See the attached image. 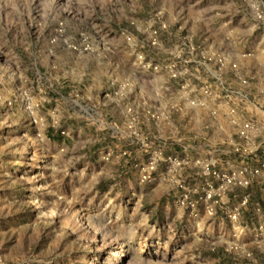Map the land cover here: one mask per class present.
Instances as JSON below:
<instances>
[{
  "label": "rangeland",
  "instance_id": "rangeland-1",
  "mask_svg": "<svg viewBox=\"0 0 264 264\" xmlns=\"http://www.w3.org/2000/svg\"><path fill=\"white\" fill-rule=\"evenodd\" d=\"M257 52L264 0H0L1 264H264L255 188L198 162L264 190Z\"/></svg>",
  "mask_w": 264,
  "mask_h": 264
},
{
  "label": "built area",
  "instance_id": "built-area-1",
  "mask_svg": "<svg viewBox=\"0 0 264 264\" xmlns=\"http://www.w3.org/2000/svg\"><path fill=\"white\" fill-rule=\"evenodd\" d=\"M189 103L192 106H199L202 103L200 101H198L197 99L191 97L189 98ZM253 127V123L252 121H244L240 127L238 128V133L239 135L244 138L247 139L249 137L250 134V129ZM235 149L237 151H239L240 149H242L239 145H237L235 147ZM168 161L171 163V170L173 172H178L179 170H183L184 168H186L191 161H193V158L190 155H182V154H172L168 157ZM198 162L201 165H205L206 169V173L216 177L218 179V184H219V190L220 191H224L228 188L229 185H231L232 183H235L238 181L239 184H242L244 186L249 185L250 180L247 178L246 173L248 171L247 166H243L239 169H234L231 172H223L221 170H219L217 167H215L214 165H212V167H208L209 163H204V161L198 160ZM154 168V161H152V166ZM255 170L258 172V169H254L253 171L255 172ZM146 177V176H145ZM212 196V189H210L209 191H206L205 196L201 195V199H207L210 198ZM181 202H183L184 204H187L189 206H194V201L191 198H180ZM180 200H178V202H180ZM212 210V209H211ZM238 216V210L235 211L234 213V218H237ZM2 263L1 261V257H0V264ZM29 263V262H28Z\"/></svg>",
  "mask_w": 264,
  "mask_h": 264
},
{
  "label": "trees",
  "instance_id": "trees-1",
  "mask_svg": "<svg viewBox=\"0 0 264 264\" xmlns=\"http://www.w3.org/2000/svg\"><path fill=\"white\" fill-rule=\"evenodd\" d=\"M50 136L56 140L59 139V135L57 133L56 134L55 133L50 134ZM243 150L244 149H240L239 151H237L235 148H232L231 153H232V155H235L237 157L242 158V157H244V151ZM170 153H171L170 151H167V154H170ZM248 158L249 159L247 160V163L252 165V166H260L262 164L261 159H263V157L258 155V153L253 155L251 158L250 157H248ZM253 188H255V192L251 194V200H252L251 202H253L257 196L258 199H260L262 201L263 207H264V196H263L264 190L263 189L261 190L259 187L256 186L255 182L251 181L249 183V185H247L246 189L252 192Z\"/></svg>",
  "mask_w": 264,
  "mask_h": 264
},
{
  "label": "crops",
  "instance_id": "crops-1",
  "mask_svg": "<svg viewBox=\"0 0 264 264\" xmlns=\"http://www.w3.org/2000/svg\"><path fill=\"white\" fill-rule=\"evenodd\" d=\"M237 57H236V59L237 60L239 59L242 62L243 69L245 67L244 72H245L247 77L251 76L250 75V71L252 72L256 67H257V69L258 68L259 69H263L264 68V52H262V53L257 52L253 56H249V57H246V58H241L239 56H237Z\"/></svg>",
  "mask_w": 264,
  "mask_h": 264
}]
</instances>
